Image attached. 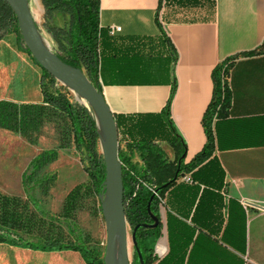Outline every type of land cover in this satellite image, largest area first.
<instances>
[{
    "label": "crops",
    "instance_id": "1",
    "mask_svg": "<svg viewBox=\"0 0 264 264\" xmlns=\"http://www.w3.org/2000/svg\"><path fill=\"white\" fill-rule=\"evenodd\" d=\"M53 19L60 27L68 16ZM112 27L121 30L110 35ZM263 46L264 0H100L98 85L106 104L114 119L129 121L160 114L169 102L172 125L186 146L185 164L206 143L202 120L214 97V71L234 58L227 82L231 107L214 127V157L225 174L223 221L216 235L201 237L189 264H264V50L248 54ZM41 76L40 66L6 35L0 41V101L40 104ZM118 143L140 168L120 133ZM158 145L174 161L172 147ZM166 214L161 206L165 230ZM164 240L165 256L167 231ZM0 264L85 263L75 251L0 243Z\"/></svg>",
    "mask_w": 264,
    "mask_h": 264
},
{
    "label": "trees",
    "instance_id": "2",
    "mask_svg": "<svg viewBox=\"0 0 264 264\" xmlns=\"http://www.w3.org/2000/svg\"><path fill=\"white\" fill-rule=\"evenodd\" d=\"M40 2L44 9L43 25L57 45V51L54 52L56 56L66 65L81 71L101 92L98 85L100 0ZM57 13L68 16L66 27L49 25ZM10 33H14L17 43L31 56L23 44L13 11L4 0H0V41ZM263 50L264 46L248 54ZM233 60H227L214 71V97L202 120L206 143L201 152L186 164L183 162L186 146L172 125L169 102L160 114L129 121L115 118L117 132L122 135L125 146L135 151L142 162L140 168L136 167L119 150L125 217L131 231L138 226L132 264H189L194 247L201 237L216 235L222 225L220 210L223 198L219 191L224 188L225 174L214 157L216 142L213 113L220 106L219 118H222L231 107V92L227 82ZM223 76L226 77L225 82ZM40 87V104L0 101V129L18 133L28 144L37 145L44 126L53 124L59 136L60 148L74 145L75 149L85 153L88 164L85 171L91 180L88 191L96 195L100 203V196L104 193L105 166L98 152L101 135L93 111L85 104L71 102L67 89L43 69ZM158 142H166L172 147L174 161L165 157ZM57 159V151L51 150L40 152L32 161L24 180L27 200H33L32 192L36 190L42 196L48 195L56 182V176L44 173V169ZM184 174H189L190 182L177 183ZM142 182L155 188L159 198L165 200L163 204ZM84 191V187L79 185L66 195L61 215L64 221L68 222L72 218ZM161 206L167 210L168 252L158 258L154 248L147 247L146 240L151 237L150 241L156 242L161 237L162 224L159 222L152 229L144 225L154 223L151 217L161 221ZM68 229L69 232L74 231L71 227ZM59 236H63V232L39 218L29 208V201L0 193L1 244L40 252L75 251L85 264H103L104 252L87 248L79 240L76 245L63 244Z\"/></svg>",
    "mask_w": 264,
    "mask_h": 264
},
{
    "label": "rangeland",
    "instance_id": "3",
    "mask_svg": "<svg viewBox=\"0 0 264 264\" xmlns=\"http://www.w3.org/2000/svg\"><path fill=\"white\" fill-rule=\"evenodd\" d=\"M28 4L42 39L53 52L57 51L55 41L46 32L43 25L44 9L40 0H28ZM56 21L51 19L49 25L55 26L54 23ZM67 24L68 20H65V25L62 26L66 27ZM62 26L60 27L63 28ZM10 35L14 39L16 38L14 33H10ZM66 92H68L67 95L71 102L85 104L81 98L69 89ZM58 138V133L53 124L44 126L37 145L28 144L18 133L0 129V193L9 197L20 198L23 201H29V208L39 218L44 220L49 226H54V228H58L63 232V236L58 237L63 241V244L76 245L79 240L87 248H95L104 252L106 244L105 222L98 197L88 191L91 186V180L85 171V168L88 166L85 153L75 149L74 145L60 148ZM51 150L57 151L58 159L47 166L44 169V173L54 174L56 182L47 196H42L36 190L32 192L34 196L33 200H27L28 193L24 180L30 171L31 163L40 152ZM98 152L102 154L100 143L98 145ZM79 185L83 186L85 191L78 202L72 218L66 222L61 216L64 199L75 186ZM161 212L162 221L165 224V210L161 209ZM70 227L74 230L73 232H69L68 228ZM160 234L161 238H158L154 243L150 241L151 237L148 238L146 240L147 247L155 248L156 245L160 244L159 242L165 239V227L162 228ZM127 244L129 259L132 264L134 248L131 243V228L129 225ZM116 249L119 252V244H117ZM141 249L144 252V247L141 246ZM158 253H155L157 257Z\"/></svg>",
    "mask_w": 264,
    "mask_h": 264
},
{
    "label": "water",
    "instance_id": "4",
    "mask_svg": "<svg viewBox=\"0 0 264 264\" xmlns=\"http://www.w3.org/2000/svg\"><path fill=\"white\" fill-rule=\"evenodd\" d=\"M4 1L16 17L23 44L31 57L47 74L81 98L95 115L101 135V155L105 166L104 193L100 196L106 231L103 264H131L127 244L128 223L123 204L122 167L118 157L119 143L114 116L102 92L97 90L96 84H92L81 71L63 63L42 39L28 1ZM151 220L153 224L144 225L148 229L156 227L161 222L155 217H151ZM137 228L138 226L131 231V243L134 249ZM117 244H119V252L116 249ZM156 246L154 253H157Z\"/></svg>",
    "mask_w": 264,
    "mask_h": 264
},
{
    "label": "built area",
    "instance_id": "5",
    "mask_svg": "<svg viewBox=\"0 0 264 264\" xmlns=\"http://www.w3.org/2000/svg\"><path fill=\"white\" fill-rule=\"evenodd\" d=\"M120 30H121L120 27H112V28H110V30H109V34H110V35L117 34V33L120 32ZM225 79H226V77L223 76V78H222L223 82H225ZM219 110H220V106H218V107L214 110V113H213V129H214V127H215V124H216L217 120L219 119ZM180 180H181V181H184V182H186V183H189V182H190L189 174H184V175L180 178ZM142 184H143L145 187H147L148 190L160 200L161 204H163L164 201H163L162 199L159 198V196L157 195V192L155 191V188H154L153 186L147 185L146 183H143V182H142ZM241 203H242V205H243L245 208H249V207L252 206L251 203L246 202V201H242ZM156 247H157V246H156ZM158 256H159V257H163L164 255H162V256H161V255H158Z\"/></svg>",
    "mask_w": 264,
    "mask_h": 264
},
{
    "label": "bare ground",
    "instance_id": "6",
    "mask_svg": "<svg viewBox=\"0 0 264 264\" xmlns=\"http://www.w3.org/2000/svg\"><path fill=\"white\" fill-rule=\"evenodd\" d=\"M157 247H158V245H157ZM157 247H156V252L159 254V255H164L165 253H166V251H167V247L165 246V240L164 241H162L161 243H160V245H159V248L157 249ZM129 255V254H128Z\"/></svg>",
    "mask_w": 264,
    "mask_h": 264
}]
</instances>
